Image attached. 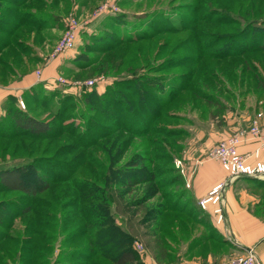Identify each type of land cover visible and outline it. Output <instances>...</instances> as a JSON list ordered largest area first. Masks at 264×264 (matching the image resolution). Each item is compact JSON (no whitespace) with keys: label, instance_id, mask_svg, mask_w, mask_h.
Returning a JSON list of instances; mask_svg holds the SVG:
<instances>
[{"label":"rangeland","instance_id":"obj_1","mask_svg":"<svg viewBox=\"0 0 264 264\" xmlns=\"http://www.w3.org/2000/svg\"><path fill=\"white\" fill-rule=\"evenodd\" d=\"M11 1L0 0V17L12 19L14 24L19 18L9 15L8 9H16ZM30 3L32 4L29 6ZM105 6L107 8L100 12ZM26 7L33 8L32 11L36 12L34 21L36 19L38 29L20 28L19 37L28 39L29 47L26 44V54H17L11 48L8 49L4 58L9 60V65L17 71V75L8 74L1 65L0 75L6 77L5 82L21 75H32L38 81L30 89L24 90L21 96H15L12 105L42 120L51 121L54 132L59 131L57 139L42 142L43 145H50V151L39 156L46 159L44 161L47 163V159L62 143L75 142V137L60 131L74 121L79 123V120L68 119L67 115L70 114L71 117L89 110V106L83 102L84 95L96 91L99 95L107 88L116 89L115 80L123 82L129 76L134 81L139 79L141 84L132 87L133 94L121 87L125 101L135 108L136 114L142 115L146 110L140 109V104L147 100L150 102L151 115L160 112L161 116L151 123L148 118H139V125L144 129L137 130L138 133L145 132L144 136L123 132V138L126 136L127 140L132 139L130 148L126 150L123 147L119 154L116 151L111 154L105 147L104 151L94 150L97 160H91L86 166L99 173L100 183L107 180L104 187L102 184L95 185V193L109 198L114 221L128 236L136 240L138 256L150 253L158 264H177L175 261L183 249V243L195 234L194 230L201 232V236L208 233L199 226L198 218L193 217L194 213L190 209L198 201L193 200L187 175H193L196 171L191 165L188 170L186 163H190V159L194 161L193 165L198 164L199 158L210 159V151L222 140L216 139L215 129L225 127L227 121L253 115L249 121L251 123L256 115L262 114L263 117L264 107L261 106L264 105V88L258 86V81L264 78V52L249 49L240 54L232 52L229 55L227 53L230 48L227 46L233 41L224 39L223 36L219 40V34H230L225 26L226 21L235 19L239 13L244 14L251 4L243 0H31ZM240 7L243 8L242 12H239ZM72 17L80 23L74 47L53 56L56 44L65 34ZM183 19L184 25L200 29L194 46L192 43L190 45L188 39L194 28L178 33L168 30L173 28L172 22L179 26ZM220 19L222 20L218 21ZM149 22L160 23L162 31L135 44L124 41V38L141 32V28L148 26ZM247 43L253 44L250 40ZM247 43L245 47H248ZM252 44L249 45L253 46ZM46 67H51L49 78H46L49 74L43 75ZM61 77L69 84H62ZM89 80H93L94 84L82 87L75 85V82L85 84ZM179 85H184L187 89L180 90ZM169 91L177 93L163 108L160 105L163 104L161 96L171 98ZM137 92H144L146 97L138 100ZM33 93L34 98H27ZM64 95L72 96L73 100L68 102L69 114L63 123L61 119L54 117L52 110L58 109ZM20 100L25 107L19 103ZM9 103L8 100L4 101V110ZM97 103L103 105L105 102L97 100ZM127 108V104H124L123 110ZM89 113L99 119L104 126L103 130L114 128L95 110H89ZM127 121L123 119V123H127L129 128L137 126ZM242 124L235 130L243 127L246 122L242 121ZM83 125V122L79 124L80 132L84 129ZM157 131L176 134L166 138L155 133ZM22 139L19 136L4 139L2 146L9 142L10 151L5 160L0 159V168L20 164L23 159L31 158L27 154L28 149L24 148L17 155L13 154L16 143ZM102 144L103 140H100L101 147ZM71 157L63 154L55 160L67 161ZM143 157H146L144 162ZM146 164L152 166V172L143 170L142 166ZM143 173L148 178L153 177L147 185H121V180L125 183L127 179H135ZM179 173L182 175V182L176 181ZM85 175L92 178L91 173ZM241 179L245 178L237 181ZM228 184L226 183L225 189ZM257 189H254L255 193L261 195L262 192ZM59 194L62 195V191ZM22 197L23 194L16 192L0 194V202L15 198L22 200ZM50 199L57 202L52 197ZM61 199L64 200V197L59 202ZM16 220L21 221L19 218ZM170 228L174 231L169 232ZM166 244L170 250L161 261L158 258L162 256V248ZM232 244V248L215 246V258L218 261L204 264H222L224 262L220 260L225 256L228 258L225 262H228L247 252L246 248L238 247L235 241ZM247 248L255 252L254 248ZM201 250L193 252L191 256L200 251L201 254H206L204 246Z\"/></svg>","mask_w":264,"mask_h":264},{"label":"trees","instance_id":"obj_2","mask_svg":"<svg viewBox=\"0 0 264 264\" xmlns=\"http://www.w3.org/2000/svg\"><path fill=\"white\" fill-rule=\"evenodd\" d=\"M243 1L250 3L251 7H247L244 14L239 13L235 19L226 21L225 26L230 34H219V40L223 36L224 39L228 38L234 42L227 46L230 48L227 53L229 55L232 52L240 54V52L249 49L264 52V0ZM11 2L16 6V9H8L9 15L12 18H19V20L13 24L12 19L0 17V65L4 69L6 68L8 74L17 75V71L12 69L9 60L4 56L10 48L17 54H26L28 39L19 37L20 32L18 31L22 27L36 28L37 21L36 19V22L34 21V17L37 16L36 12L32 11L33 8L26 7L31 0H12ZM242 7L239 12L243 11ZM194 10L196 11L197 8ZM221 23L224 24L223 21ZM172 26L173 28L168 30L177 33L191 31L190 29L194 28L184 25V19L181 25L175 26L172 22ZM145 27L147 28L145 29ZM162 28L160 23L149 22L148 26L141 28V32L124 38V41L132 44L145 41L149 39L148 37H153L152 35L155 33H160ZM198 32H200L199 28L192 30L188 38L190 45L192 43L194 46L196 43ZM236 33L238 35H235ZM248 40L253 44L247 43ZM245 43L251 48L245 47ZM6 80V77L0 75V84L6 83ZM119 81H114L116 89L107 88L104 93L99 95L96 93L97 91L90 92L83 97V102L89 106V110H95L104 117L109 124L114 126L112 129L103 130V124L95 115L89 113V110L86 113L81 111L79 115L70 117L67 112L68 102L72 101L73 97L69 95L63 96V101L59 103L58 109H51L54 111V117L61 119V122H66V115L69 114L67 115L68 119L79 120V123L74 121L67 128L61 129L63 130L60 131L61 133L65 132L69 136L75 137V142L62 143L47 159V163L44 161L46 159L39 155L49 152L50 145H43L42 142L46 139L51 141L57 139L59 131L54 132L51 121L42 120L33 114L14 108L12 102L16 99L15 96L7 98L10 102L4 107L7 115L0 118V159L5 160L10 151L9 142L6 141L7 144L2 146L4 139L10 140L17 136L23 137V139L16 143L13 154L17 155L16 153L24 148L28 149L27 154L31 155V158L23 159L21 164L11 165L9 163L10 165L0 168V194L16 192L24 195L22 200L15 198L11 201L0 202V264H141L142 258L136 252V240L128 236L119 225H116L114 215L110 211L109 198L104 194L95 193L94 188H97L95 185L102 184L104 187L107 180L104 179V182L100 183L99 173L92 167L86 166V163L91 160H97L93 153L94 150L104 151L103 147H105L110 150L111 154L113 151L119 154L123 147L126 150L128 147L130 148L132 139L127 140L126 136L123 138V132L134 136H144L145 132L138 133L139 130H137V128L140 130L143 128L139 125V118H148V122L151 123L161 116L160 112L154 116L151 115L150 102L148 103L147 100H144L143 103L139 102L141 103L140 109L146 110V112H143L142 115L136 114L135 108L125 101L121 87L133 94L132 87L140 85V80L135 79L134 81L129 76L126 81ZM258 83V86L264 88V78L260 79ZM152 88L154 89V87ZM178 89L185 90L187 87L179 85ZM176 93L169 91L168 94L171 96L169 99L161 96L163 99L160 101H163V104L160 105L163 108L166 107L169 104L167 102ZM136 95H138V100L140 97H143L142 99L146 97L144 92L142 94L137 92ZM31 96L33 97L35 94H31L27 98ZM97 100L105 103L98 105ZM124 104H127L126 110H123ZM123 119L133 122L137 126L129 128L127 123H123ZM81 122L84 123V129L80 132L78 127ZM171 131L166 134L164 131L155 133L170 138L176 134ZM100 140H103L102 147ZM63 154L72 157L67 161L55 160ZM153 154L156 155V152ZM144 161H146V157L142 158V162ZM142 168L145 172H152L150 164H146ZM86 173H91L93 179L86 176ZM151 179L153 177L148 178L146 173H143L135 179H127L125 183L121 180V185H147ZM254 180L258 187L264 188V180ZM176 181L182 182L180 173L177 174ZM61 191L62 195L59 194ZM262 196L264 197V191ZM51 197L57 202H53ZM62 197L64 200L61 199L59 202ZM260 209H264V206H261ZM17 218L21 221H17ZM18 222L20 226H18ZM210 227H208L209 230ZM168 231L174 230L170 228ZM200 241L203 242L206 254L215 253L217 245L222 248L231 247V244L214 229ZM195 242L197 241L193 240L191 244L193 245ZM168 247L167 244L164 245L159 260L162 261L166 258L170 250ZM177 261L178 257L175 262Z\"/></svg>","mask_w":264,"mask_h":264},{"label":"crops","instance_id":"obj_3","mask_svg":"<svg viewBox=\"0 0 264 264\" xmlns=\"http://www.w3.org/2000/svg\"><path fill=\"white\" fill-rule=\"evenodd\" d=\"M50 71L51 67H46L43 75H48ZM50 76L51 74L46 78ZM37 82L36 78L32 75H21L20 77L13 78L11 81L8 80L6 83L0 84V118L7 115L2 105L9 96L19 97L24 90L30 89V87ZM261 107L263 108L264 105ZM252 116L253 115H251V117L250 115L242 116L239 120L234 118L232 121H227L225 127L216 128V139L220 140L230 135L238 126L243 125L242 121L246 122L244 126H248ZM261 122L264 124V112ZM256 148V141L246 142L240 145V152H250L254 151ZM261 156L264 157V151ZM199 159L200 160L197 161L198 164L193 165L194 161H192V159H190V163H186V168L188 170L191 168V165L192 167L194 166L193 169L196 171L193 175H187L190 179L188 181L190 182L188 183L190 184V191L196 202L205 197L215 185L227 180V173L220 163L207 158L203 160L201 158ZM21 163H23V161H21ZM185 179L188 180V178ZM255 183V180L253 181L250 178H245L238 181L236 180L227 185L224 192L225 218L222 222H218V216L214 213L213 206L204 210L195 203V205L190 208L194 213L193 217L198 218L197 222H199V226L204 229L203 231L208 233H204V235L201 236V232L194 230L195 234H192L191 237L183 243V249H181L182 251L178 254V261L175 263L195 264L199 262L209 263L214 260L218 261L215 258L216 253L209 252L207 254H201V248L204 245L200 240H203L204 237L210 234L214 229L217 230L225 240L229 241V244H234L235 241L237 246L254 248L258 258L261 259V262L264 264V209H260L264 202V197L262 196L264 188L258 187L257 189ZM254 189L261 191V195L255 193ZM208 227H210V230ZM196 233L199 235H196ZM193 240L197 242L192 245L191 243ZM199 249L201 250L200 253H194L192 257V253ZM141 258L143 264H158L155 257L150 253L142 254ZM227 259V256H225L220 261L225 262Z\"/></svg>","mask_w":264,"mask_h":264},{"label":"built area","instance_id":"obj_4","mask_svg":"<svg viewBox=\"0 0 264 264\" xmlns=\"http://www.w3.org/2000/svg\"><path fill=\"white\" fill-rule=\"evenodd\" d=\"M107 7H103L102 12ZM80 23L75 18H70L65 34L58 41L53 51V56H56L64 51L71 50L75 44ZM60 82L64 85L69 83L64 78H60ZM93 80L86 81L85 84L75 82V85L91 86ZM19 103L24 106L22 100ZM262 114L256 115L253 121L248 126H243L233 133L222 139L211 151L210 159L217 161L227 173L226 183H231L239 178H255L264 180V157L261 156L264 151V124L261 122ZM256 141L257 148L254 151L240 152V145ZM226 183L215 185L208 194L198 200V206L204 210L209 207H214V213L218 216V222H222L225 218L224 208L222 207V197ZM189 186V184H188ZM238 247L245 249L246 253L239 255L228 262L222 264H261L255 252L247 247ZM204 264V263H195Z\"/></svg>","mask_w":264,"mask_h":264}]
</instances>
